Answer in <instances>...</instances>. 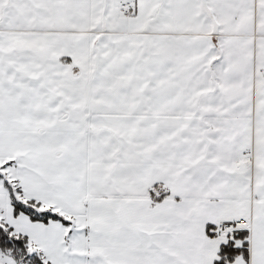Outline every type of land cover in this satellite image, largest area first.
Wrapping results in <instances>:
<instances>
[{
  "label": "snow or ice",
  "instance_id": "1",
  "mask_svg": "<svg viewBox=\"0 0 264 264\" xmlns=\"http://www.w3.org/2000/svg\"><path fill=\"white\" fill-rule=\"evenodd\" d=\"M0 264H264V0H0Z\"/></svg>",
  "mask_w": 264,
  "mask_h": 264
}]
</instances>
